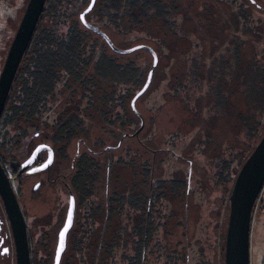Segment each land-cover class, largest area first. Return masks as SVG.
Returning <instances> with one entry per match:
<instances>
[{"label": "trees", "instance_id": "16d2710c", "mask_svg": "<svg viewBox=\"0 0 264 264\" xmlns=\"http://www.w3.org/2000/svg\"><path fill=\"white\" fill-rule=\"evenodd\" d=\"M221 2L231 7L233 38L211 65V108L220 114L224 97L231 93V84L238 82L250 111L240 117L241 137L247 140L261 126L264 65L258 64L257 50L245 63V73L238 76L239 47L246 41L241 40L242 34L247 38L255 31L261 37V31L256 30L254 14H257L253 13L251 0ZM88 3L89 0H46L0 117V164L3 169L8 167L17 173L16 156L28 154L35 134L42 138L40 142L51 144L60 154H65L75 140L78 146L85 147L72 160L74 172L70 180L79 226L75 234L80 235L72 242L78 248L77 263L187 264L186 256L167 245L168 192L171 189L173 192L172 184L179 190L181 184L156 179L151 161L135 165L130 149L119 155L114 152L121 141L129 138L141 141L142 129L134 128L136 123L128 108L132 111L130 102L144 85L145 63L131 55L147 51L113 52L100 36L81 24L79 14ZM177 13L175 0H96L85 20L104 32L115 47L129 49L115 45L113 38L135 43L141 39L144 23L155 21L175 33ZM133 114L140 121L141 115ZM93 128L108 137L98 131L92 136ZM113 140L120 142L113 145L110 143ZM132 155L137 157L135 152ZM246 158L233 154L230 148L227 155L212 161L214 184L217 187L230 184V194ZM119 167H131L137 183L106 193L102 202L95 192L99 176L111 178V172ZM114 216L118 225L107 240L102 237L89 249L95 225L104 217L100 223L106 230ZM151 255L154 262L149 260Z\"/></svg>", "mask_w": 264, "mask_h": 264}, {"label": "rangeland", "instance_id": "374dc122", "mask_svg": "<svg viewBox=\"0 0 264 264\" xmlns=\"http://www.w3.org/2000/svg\"><path fill=\"white\" fill-rule=\"evenodd\" d=\"M221 1L223 0H175V6L178 7L174 19L177 29L175 33L163 29L161 22L155 21L144 23L140 29L141 39L135 43L120 42V39L113 38L114 44L121 48L136 44L151 47L157 57L150 84L135 102V109L143 119V128L139 134L141 143L129 138L121 141L120 148L114 152L119 155L124 149H130L135 165L151 161L156 179L181 184L180 190L174 189L177 186L172 184L173 192L172 189L168 192L167 211L170 212V218L167 245L169 249H175L180 255L186 256L187 264H223L222 251L228 217L226 201L230 184L223 187L214 184L215 168L211 164L216 158L227 155L230 148L233 154H240L242 159L246 158L264 132L263 106L260 114L261 126L257 133L251 139H242L240 117L250 111L238 82L231 84V93L224 97V108L220 114L216 112V115L211 108V65L223 54L233 38L234 23L230 16L232 10L227 3ZM27 2L28 0H0V60L3 53L6 56L7 46L9 47L13 39ZM251 2L253 13L257 14H254L256 30L261 31V37L255 31L248 37L245 35L247 38L241 35V40L246 41L239 47L241 64L237 71L238 76L245 73V63L257 50L258 64L264 65V0ZM131 58L144 61V84L152 57L147 52L139 51L131 55ZM128 109L129 116H133L136 123L134 128L138 129L140 121ZM97 129H92V136L99 132L103 137H108ZM41 139H36L33 146L40 143ZM118 142L120 141L113 140L110 143L114 145ZM84 150L85 147L78 146L74 140L67 147L63 159L58 156L57 161L61 160L66 166L64 173L67 174L69 185L74 172L72 160L77 151L80 154ZM134 152L137 157L132 155ZM24 157L22 154L16 156L17 166ZM5 168L11 175L12 169ZM129 168H116L111 172V178L102 174L99 176L95 192L102 202L106 193L137 183L138 179H134L133 170ZM18 182L20 183H14L13 186H20L23 191L26 189L29 198L32 195L34 179L22 178ZM25 205L30 206L37 213L36 216L43 217L41 225L46 222L44 216L48 206L31 200H26ZM103 218L95 225L93 238L88 246L91 250L100 238L107 240L118 225L114 216L105 230L100 223ZM78 228L75 216L60 264H78V256L75 255L78 248L72 243L73 239L80 236L75 234ZM53 255L54 250H36L35 264H52ZM149 260L154 262V255ZM249 261L250 264H264V188L255 203L252 215Z\"/></svg>", "mask_w": 264, "mask_h": 264}, {"label": "water", "instance_id": "95a60500", "mask_svg": "<svg viewBox=\"0 0 264 264\" xmlns=\"http://www.w3.org/2000/svg\"><path fill=\"white\" fill-rule=\"evenodd\" d=\"M96 0H89L87 7L79 14L81 24L88 30L100 36L107 46L115 53L127 54L143 49L152 57L151 68L148 71L146 81L130 102L134 113L136 100L148 88L154 68L157 64L155 52L146 45H137L129 49H119L113 45L107 35L98 28L88 24L85 16L93 9ZM46 0H28L19 25L8 47L2 69L0 71V117L7 100L9 91L14 81L24 53L31 40L34 29L39 21ZM140 118V129L143 128V119ZM41 151H47L46 161L28 173H35L47 169L52 163V151L47 145L35 147L27 160L21 164V171L27 169ZM264 188V132L249 156L238 170L228 197V217L223 245V264H250L249 240L250 227L255 203ZM0 198L4 204L10 220L16 245V264H29V253L26 242L25 224L11 189L9 179L0 164ZM74 216V199L71 196L63 227L58 234V242L54 254L53 264H59L66 247V236L71 230Z\"/></svg>", "mask_w": 264, "mask_h": 264}, {"label": "flooded vegetation", "instance_id": "af4514ba", "mask_svg": "<svg viewBox=\"0 0 264 264\" xmlns=\"http://www.w3.org/2000/svg\"><path fill=\"white\" fill-rule=\"evenodd\" d=\"M33 136L36 139L39 138L37 134ZM38 145H47L51 148L53 157L51 165L43 171L30 174L28 173L30 169L38 167L46 161L48 157V152L41 151L37 154L33 163L27 169L21 171V164L29 158L35 147ZM58 156H61L60 158L62 160L65 154H60L59 150L54 148L49 143L40 142L32 146L31 149L28 151V154L25 155V157L18 162L17 173L12 172V174L10 175L7 169L4 168V171L9 179L11 189L14 193L15 199L17 201L25 224L26 242L29 253V264H35L34 254L36 250L38 252L54 250L55 254L58 242V234L61 228L63 227L66 219L69 199L71 196L73 197L71 193V187L66 179L67 174L64 173L66 166L63 165L61 160L57 161ZM22 178H33L35 181L32 187V195H30L29 198H27L26 189L23 191L20 190V186H13L14 183L19 184L20 182H18V180H21ZM73 199L74 223L76 202L74 197ZM26 200H31L33 202L43 204L44 206H48L47 213L44 216L46 222H44L43 225L40 224V221L43 220V217L36 216L37 213L32 211L30 206L25 205ZM70 231L68 232V234L70 233ZM68 234L66 236V247ZM16 262L17 254L14 232L8 215L6 213L4 204L0 198V264H16Z\"/></svg>", "mask_w": 264, "mask_h": 264}, {"label": "crops", "instance_id": "0c3cea01", "mask_svg": "<svg viewBox=\"0 0 264 264\" xmlns=\"http://www.w3.org/2000/svg\"><path fill=\"white\" fill-rule=\"evenodd\" d=\"M9 44V43H8ZM7 48H8V46H7ZM7 50V49H6ZM6 52V51H5ZM4 59H5V53H3V57H1V60H0V70H1V68H2V65H3V62H4Z\"/></svg>", "mask_w": 264, "mask_h": 264}]
</instances>
